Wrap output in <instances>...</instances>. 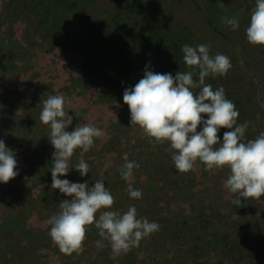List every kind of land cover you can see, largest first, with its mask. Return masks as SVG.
Here are the masks:
<instances>
[{
    "label": "rangeland",
    "instance_id": "obj_1",
    "mask_svg": "<svg viewBox=\"0 0 264 264\" xmlns=\"http://www.w3.org/2000/svg\"><path fill=\"white\" fill-rule=\"evenodd\" d=\"M196 1L200 8L190 0H0V140L15 152L18 172L0 183V264H264V197L234 205L226 166L205 171L197 161L180 173L169 143H150L131 125L123 102L131 88L124 77L142 71L143 63L131 56L155 59L154 72L170 73L171 67L175 76L189 70L182 46L206 44L210 55L222 53L232 66L205 82L224 88L239 112L237 124L248 122L245 141L264 132V46L249 44L245 35L256 0H222L223 8L217 0ZM233 16L236 30L221 19ZM112 62L126 72L122 85L86 83V71L100 69L102 78ZM49 94L66 97L64 110L72 117L66 131L82 123L105 133L83 154L89 173L81 177L71 169L60 179L89 187L103 180L114 197L110 210L123 213L135 205L138 217L160 225L126 254L113 255L94 225L79 254L61 253L49 236V217L71 199L51 187L55 150L49 126L39 120ZM225 131H218L221 142ZM80 154L74 152L71 166ZM125 157L140 165L128 181L121 179ZM129 184L142 190V198L129 197Z\"/></svg>",
    "mask_w": 264,
    "mask_h": 264
},
{
    "label": "clouds",
    "instance_id": "obj_2",
    "mask_svg": "<svg viewBox=\"0 0 264 264\" xmlns=\"http://www.w3.org/2000/svg\"><path fill=\"white\" fill-rule=\"evenodd\" d=\"M217 3L221 8L225 6L222 0ZM221 19L232 30L239 27L235 16ZM245 35L249 44L264 46V0H256ZM181 51L188 71H178L173 76L151 71L146 66L143 78L134 87L125 89L123 102L129 109L131 125L139 126L150 143L168 142L174 150L171 159L180 173L191 171L197 161L205 166V171L228 167L230 174L225 187L235 195L234 205L240 207L242 199L264 197V132L245 141L248 122L237 124L239 112L226 98L224 88L213 89L205 82L206 77L226 75L232 66L230 58L222 53L210 55L206 44L195 47L184 44ZM65 104V96L49 94L42 101L39 114L40 122L50 128L48 140L55 150L50 168L51 187L71 197L61 201L59 211L49 217V236L61 253L79 254L84 250L89 226L94 225L98 235L110 242L113 255L126 254L158 231L160 225L138 217L135 205L123 213L110 210L114 197L103 180L89 187L87 182L60 179L71 169L81 177L86 176L90 168L83 154L94 146V138L105 135L101 129L82 123L66 131L72 117L65 112ZM205 115L207 119L203 118ZM200 125L202 128L197 131ZM221 128L229 130L224 132L222 142L218 136ZM77 149L81 152L79 162L71 166L69 160ZM139 167L137 162L125 157L121 179L128 181ZM16 168L15 152L0 140V183L15 178ZM127 191L130 198H142V190L134 189L131 184ZM103 240L96 241L98 249L103 248Z\"/></svg>",
    "mask_w": 264,
    "mask_h": 264
},
{
    "label": "trees",
    "instance_id": "obj_3",
    "mask_svg": "<svg viewBox=\"0 0 264 264\" xmlns=\"http://www.w3.org/2000/svg\"><path fill=\"white\" fill-rule=\"evenodd\" d=\"M190 1L193 2L194 5H196L197 7H199V5H198V3H197L196 0H190ZM208 22H209V24L211 26H213V24H212L211 21L208 20ZM83 46H84V44H82V46L80 48H77L75 53L76 54L77 53H80L81 50L83 49ZM95 52H96V50H95ZM124 52H126V50H124ZM130 58L134 62L135 61H138V63L139 62H142L143 63L141 65V67L143 68V69L141 68L142 71H136L135 73H132L131 76H125L124 77V79H126V80H124V82L130 84L131 87H134L135 84L140 79L143 78V75H144L143 72L145 71L146 66L149 68V70L154 71L157 63L155 62V59H153V60L151 59L152 61L151 60L147 61L148 59H143L142 56H139V57L138 56H136V57L131 56ZM111 66H112V68H111V71L109 72V74L107 73L108 75H105L102 78H101V71H100V69L97 70V68H92V69L90 68V70H88V71L85 72V75L89 78V80L86 81V83H88L90 80H94L93 83L96 84L97 87H100V86H105V87H108L109 86L110 87V85L112 87V86H114L116 84L122 85V81L119 80V79L121 78V75L126 74V72H121V70H117V69H120V66L118 65L117 62H112L111 63ZM169 72L172 73L173 72V68L170 67ZM115 77H118V78H115ZM79 80H81V77H80ZM80 87H82V85ZM16 230H18V229H14L12 231V235H10V238L9 239H11L14 236V233L16 232Z\"/></svg>",
    "mask_w": 264,
    "mask_h": 264
}]
</instances>
